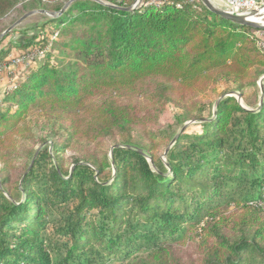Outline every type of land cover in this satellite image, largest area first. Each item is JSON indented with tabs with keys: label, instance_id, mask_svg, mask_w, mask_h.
Returning <instances> with one entry per match:
<instances>
[{
	"label": "trees",
	"instance_id": "trees-1",
	"mask_svg": "<svg viewBox=\"0 0 264 264\" xmlns=\"http://www.w3.org/2000/svg\"><path fill=\"white\" fill-rule=\"evenodd\" d=\"M15 5L0 0V33ZM36 8L49 16L0 40V66L32 53L0 95V264H264L261 29L201 0ZM171 103L200 130L165 131ZM38 117L55 131L54 156L37 149Z\"/></svg>",
	"mask_w": 264,
	"mask_h": 264
},
{
	"label": "rangeland",
	"instance_id": "rangeland-1",
	"mask_svg": "<svg viewBox=\"0 0 264 264\" xmlns=\"http://www.w3.org/2000/svg\"><path fill=\"white\" fill-rule=\"evenodd\" d=\"M37 1L38 0H16V5L12 13L10 14L9 17H7V21L9 24L15 23L18 21L21 17L24 15L30 13L19 25H17L15 28H20L21 30L25 29L26 27H29L31 25H36L38 23H42L45 18L43 15L46 13H43L39 9L36 8L37 6ZM60 2H64L66 0H59ZM219 7L222 9H225L224 2L220 1L219 3L216 0H213ZM56 4V3H55ZM220 4V5H219ZM264 9V8H263ZM263 9L257 10L258 13L255 15V17H259L264 19V13ZM28 11L25 14L23 11ZM226 10V9H225ZM49 16V15H45ZM13 23V24H14ZM262 30V29H261ZM261 30L259 32H261ZM258 32V44H259V36L260 33ZM32 31H28V35L31 34ZM18 35H13L11 37H8L2 46L9 40V39H15ZM263 48V47H262ZM31 56L32 53H27V52H20V51H12V54L10 55L11 61L9 63H3L0 66V95L4 93L7 89L13 85V83L16 81L18 77H20L22 74L26 73L29 69L28 65L32 63L31 61ZM219 90L221 93H223L224 96H234L238 99V101L241 104H244L246 106H256V95L248 93L246 101L242 98L239 97V93L237 92L236 86L233 83H229L226 81H220L219 83ZM241 96V95H240ZM249 106V107H251ZM216 108V102H212L208 104L205 108V111L203 112V115L206 118H209L212 114V112ZM161 122L163 125V128L165 131L170 132V133H179L182 131H187V132H197V130H200V123L197 122L195 119H190L189 115L183 112L180 108L175 106L174 104H169L162 114L161 117ZM34 129H35V136H36V141H37V149H44L49 147V153L54 156V150L52 148V143L53 140L56 139L54 136L55 131L52 129L51 124L47 122V120L38 117L34 121ZM70 152L67 153L69 155ZM66 155V156H67ZM67 168L73 167L70 160H67L66 163ZM46 164L42 163L38 167V174L42 173L46 169ZM3 187V186H2ZM51 211L47 214L46 219L54 218L56 217V208L51 209L48 207ZM49 211V210H48ZM96 210H93L92 213L94 214ZM203 213V211H202ZM204 214V213H203ZM54 228L53 224L48 223L45 225L42 229V234L47 235L51 233L52 229ZM136 254H139L141 256H145L146 252L140 251ZM129 261V259H122L118 258L117 260L113 262H109L108 264H125ZM99 264H107L105 261L99 263Z\"/></svg>",
	"mask_w": 264,
	"mask_h": 264
},
{
	"label": "water",
	"instance_id": "water-1",
	"mask_svg": "<svg viewBox=\"0 0 264 264\" xmlns=\"http://www.w3.org/2000/svg\"><path fill=\"white\" fill-rule=\"evenodd\" d=\"M202 3L211 11L220 14L223 18L228 19L240 26H247V27H253L256 29H262L264 28V21H257L254 18L256 11H253L252 13H250L249 15H237V14H233L225 9H222L221 7H219L213 0H201ZM42 12H46V11H42ZM30 13L24 15L23 17H21L18 21H16L11 27H9L7 30H5L4 32L0 33V40L6 35L8 34L14 27H16L17 25H19ZM239 97L240 94H239ZM261 101L263 102V97L261 99ZM219 102V101H218ZM261 102V105H262ZM39 152V151H38ZM38 152L36 153L34 159H36ZM31 163L30 167H32Z\"/></svg>",
	"mask_w": 264,
	"mask_h": 264
},
{
	"label": "built area",
	"instance_id": "built-area-1",
	"mask_svg": "<svg viewBox=\"0 0 264 264\" xmlns=\"http://www.w3.org/2000/svg\"><path fill=\"white\" fill-rule=\"evenodd\" d=\"M224 2V8L237 15H249L253 11H257L264 8V0H216ZM220 5V4H219ZM261 33V37L264 43V32Z\"/></svg>",
	"mask_w": 264,
	"mask_h": 264
},
{
	"label": "bare ground",
	"instance_id": "bare-ground-1",
	"mask_svg": "<svg viewBox=\"0 0 264 264\" xmlns=\"http://www.w3.org/2000/svg\"><path fill=\"white\" fill-rule=\"evenodd\" d=\"M261 9H263V8H261ZM259 10H260V9H259ZM260 11H261V10H260ZM257 13H258V11H256L255 15H256ZM263 13H264V9H263ZM253 19H255V20H257V21H264V19L259 18V17H255V16H254ZM261 32H264V28H262ZM259 37H260V38H259V45H260L261 47L264 48V43H263V39H262V37H261V33H260V36H259Z\"/></svg>",
	"mask_w": 264,
	"mask_h": 264
}]
</instances>
